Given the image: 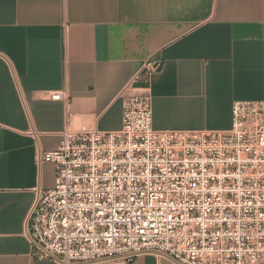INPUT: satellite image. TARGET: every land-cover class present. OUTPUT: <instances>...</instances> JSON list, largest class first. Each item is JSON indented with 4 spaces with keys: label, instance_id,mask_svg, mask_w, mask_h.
Returning <instances> with one entry per match:
<instances>
[{
    "label": "crops",
    "instance_id": "1",
    "mask_svg": "<svg viewBox=\"0 0 264 264\" xmlns=\"http://www.w3.org/2000/svg\"><path fill=\"white\" fill-rule=\"evenodd\" d=\"M139 75L154 129L229 130L235 101L264 100V0H0V264H53L33 257L26 230L37 192L55 185L37 157L68 124L121 129Z\"/></svg>",
    "mask_w": 264,
    "mask_h": 264
},
{
    "label": "built area",
    "instance_id": "2",
    "mask_svg": "<svg viewBox=\"0 0 264 264\" xmlns=\"http://www.w3.org/2000/svg\"><path fill=\"white\" fill-rule=\"evenodd\" d=\"M140 81L123 97L121 129L68 124L59 147L37 157L56 176L26 219L33 257L264 264V100L235 101L229 130H156Z\"/></svg>",
    "mask_w": 264,
    "mask_h": 264
},
{
    "label": "water",
    "instance_id": "3",
    "mask_svg": "<svg viewBox=\"0 0 264 264\" xmlns=\"http://www.w3.org/2000/svg\"><path fill=\"white\" fill-rule=\"evenodd\" d=\"M155 62H156V59H155ZM161 67H162V65L160 64V65L158 66V70H160ZM145 73H146V71H145ZM134 87H135V88H147V89H149L150 84H149V82H146V81H140V82H136V83L134 84Z\"/></svg>",
    "mask_w": 264,
    "mask_h": 264
}]
</instances>
